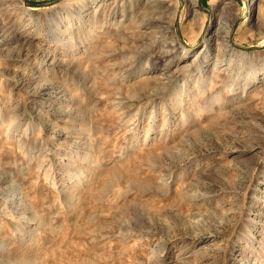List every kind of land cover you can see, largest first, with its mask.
Here are the masks:
<instances>
[{
  "label": "rangeland",
  "instance_id": "374dc122",
  "mask_svg": "<svg viewBox=\"0 0 264 264\" xmlns=\"http://www.w3.org/2000/svg\"><path fill=\"white\" fill-rule=\"evenodd\" d=\"M0 264H264V0H0Z\"/></svg>",
  "mask_w": 264,
  "mask_h": 264
}]
</instances>
